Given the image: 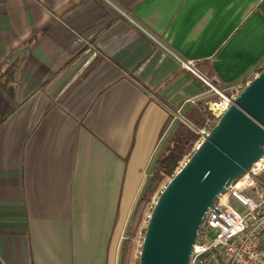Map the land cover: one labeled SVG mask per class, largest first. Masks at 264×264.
Masks as SVG:
<instances>
[{
	"label": "crops",
	"instance_id": "0c3cea01",
	"mask_svg": "<svg viewBox=\"0 0 264 264\" xmlns=\"http://www.w3.org/2000/svg\"><path fill=\"white\" fill-rule=\"evenodd\" d=\"M262 62L264 0H0V264H120L202 77Z\"/></svg>",
	"mask_w": 264,
	"mask_h": 264
},
{
	"label": "water",
	"instance_id": "95a60500",
	"mask_svg": "<svg viewBox=\"0 0 264 264\" xmlns=\"http://www.w3.org/2000/svg\"><path fill=\"white\" fill-rule=\"evenodd\" d=\"M264 152V69L159 193L138 264H189L206 211Z\"/></svg>",
	"mask_w": 264,
	"mask_h": 264
},
{
	"label": "built area",
	"instance_id": "2783aa9c",
	"mask_svg": "<svg viewBox=\"0 0 264 264\" xmlns=\"http://www.w3.org/2000/svg\"><path fill=\"white\" fill-rule=\"evenodd\" d=\"M181 63L193 72L196 71L191 61L182 60ZM262 69L264 62L258 72L237 84L235 92L231 94L226 93L213 80L202 77L215 94V98L205 103L211 117L202 127L193 128L198 138L191 151L180 160L172 176L189 161L192 153L209 135L219 117ZM263 173L264 152L243 175L218 195L215 208L208 209L204 215L192 246L189 264H264V180L261 178ZM170 178L153 196L149 209L137 229L135 264H138L151 209ZM232 200L238 208L231 203Z\"/></svg>",
	"mask_w": 264,
	"mask_h": 264
},
{
	"label": "trees",
	"instance_id": "16d2710c",
	"mask_svg": "<svg viewBox=\"0 0 264 264\" xmlns=\"http://www.w3.org/2000/svg\"><path fill=\"white\" fill-rule=\"evenodd\" d=\"M210 117V112L204 102L197 101L192 104L184 114V122H180L163 152L157 157L154 169L135 205L126 237L122 242L120 264H130V252L134 245L135 232H137L145 212L149 209L153 196L159 187L172 176L180 160L191 151L197 140L198 135L193 128L202 127ZM261 178L264 180V173Z\"/></svg>",
	"mask_w": 264,
	"mask_h": 264
},
{
	"label": "rangeland",
	"instance_id": "374dc122",
	"mask_svg": "<svg viewBox=\"0 0 264 264\" xmlns=\"http://www.w3.org/2000/svg\"><path fill=\"white\" fill-rule=\"evenodd\" d=\"M231 203L235 206V207H237L238 208V206L235 204V202L232 200L231 201ZM135 238H136V232H135V236H134ZM135 238L133 239V242H134V245H133V248H132V250H131V252H130V254H131V258H130V264H135V257H134V250H135V246H136V242H135Z\"/></svg>",
	"mask_w": 264,
	"mask_h": 264
}]
</instances>
